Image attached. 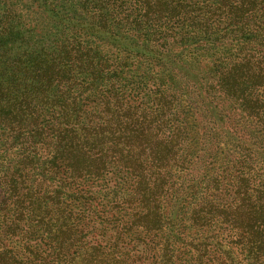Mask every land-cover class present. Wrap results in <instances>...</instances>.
I'll use <instances>...</instances> for the list:
<instances>
[{"label":"trees","instance_id":"1","mask_svg":"<svg viewBox=\"0 0 264 264\" xmlns=\"http://www.w3.org/2000/svg\"><path fill=\"white\" fill-rule=\"evenodd\" d=\"M70 1L0 9V264H264V0ZM197 44L210 83L155 71Z\"/></svg>","mask_w":264,"mask_h":264},{"label":"rangeland","instance_id":"2","mask_svg":"<svg viewBox=\"0 0 264 264\" xmlns=\"http://www.w3.org/2000/svg\"><path fill=\"white\" fill-rule=\"evenodd\" d=\"M11 1H13V3H16L18 1L20 3V4H18L19 7L14 6L12 8L10 5ZM57 1H58V3L62 2V0H57ZM81 1L82 0H71L70 3H68L66 5V11H65L64 17H70V16H75V15L78 17L82 16L81 18L83 19V23H89L90 20L92 19V17L94 16L95 12L92 10H89V11L83 13V10L79 6ZM6 3L10 5V11H13L12 15L18 16V18H20L22 20V26L19 27V30H21V29L23 30L26 26H28V27L40 26L41 28H43V30L39 33L38 37H41V34H43V36L45 38L55 36L58 38L60 37L62 39H65V38H68L71 36L70 27H69V29H68V27H66L64 30H61L62 29L61 26L60 25L57 26V23L55 21H53L46 12L39 11L38 13L27 14V12H25L23 10L21 0H0V9H2V7H4L6 5ZM37 33L38 32H36V34ZM126 35L130 38H134V36L131 34H126ZM87 42L89 43L90 46L100 47V49L103 51H110L111 53H113V51H114V49L112 48V45L110 46V44H108L106 42H102L100 39H97L95 36L89 37L87 39ZM185 49H187V48L176 47L173 49L171 55L177 61H179L180 64L184 65V67H186V68L176 70L174 67L164 65L163 68L158 67V68H156L155 71L157 73L162 72V71H165L167 73H171L175 77V79L180 81L181 83H184L186 79H191L192 73H197L198 76L196 78L195 84H197L199 86V83L201 85L202 84L205 85V84L210 83V80H208V71L207 70H208V67L210 66V64H209L210 58L209 57L211 55V52H208V47L204 46L203 44H197L195 46L188 48V49L193 50L194 52L197 53L199 58L196 61L186 59V55L188 54V52H187L188 49L187 50H185ZM258 49H259V51L262 52V54H264V48H258ZM140 51L141 50H138L137 52H140ZM152 51L153 50L151 48L147 52L151 53ZM137 58H139V57H137ZM189 67H191V68H189ZM192 71H194V72H192ZM155 75H157V74H155ZM159 79L163 80L165 78H163V76H161V77H159ZM197 88H193L194 90L192 91V93L188 94V96L191 97V103H192L193 108L195 110L196 116L200 119V121L205 122L204 126H209V128L214 127L213 124L216 122L215 120H217V118L214 116L212 111H210V113H207L206 111H204V107H203L204 105H202V103L197 98L198 92H199V88L198 89ZM215 105H217V103H215L214 106ZM227 112H229V111H227ZM234 131H235V128H234ZM238 136H240V135L238 134ZM218 138L210 139L207 143H213L215 146L216 143L220 140ZM244 138H248V137H244ZM250 140H251V143H256V141H257V139H255V138L250 139ZM200 165H201V163L199 165H196V166L200 167ZM198 167H195V168H197V171H198ZM136 252H138V249H136ZM215 264H223V261L222 260L220 261L219 259H217V261H215Z\"/></svg>","mask_w":264,"mask_h":264}]
</instances>
